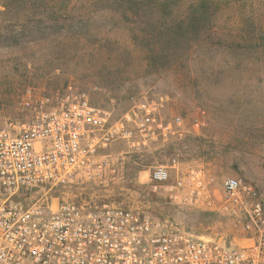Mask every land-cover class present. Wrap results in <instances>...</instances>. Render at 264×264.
Wrapping results in <instances>:
<instances>
[{
  "label": "rangeland",
  "instance_id": "rangeland-1",
  "mask_svg": "<svg viewBox=\"0 0 264 264\" xmlns=\"http://www.w3.org/2000/svg\"><path fill=\"white\" fill-rule=\"evenodd\" d=\"M197 1L177 0L173 19H187ZM106 3L0 0V128L21 132L28 87L52 94L74 84L114 121L134 104L163 100L168 117L184 118V137L141 153L115 142L110 152L123 163L121 173L105 184L52 192L54 201L125 205L188 235L235 243L228 216L154 194L148 178L177 159L180 169H203L217 186L238 177L264 188V0H209L210 13L183 27L169 59L142 41L151 27L127 26ZM200 110L207 126L195 133L190 125Z\"/></svg>",
  "mask_w": 264,
  "mask_h": 264
},
{
  "label": "built area",
  "instance_id": "built-area-1",
  "mask_svg": "<svg viewBox=\"0 0 264 264\" xmlns=\"http://www.w3.org/2000/svg\"><path fill=\"white\" fill-rule=\"evenodd\" d=\"M21 106L29 114L21 132L0 128V264H264V188L242 178L217 186L203 169H180L177 159L148 178L154 194L228 216L235 243L188 235L125 205L54 201L52 192L121 173L110 152L115 142L141 153L184 137V118L168 117L163 100L134 104L114 121L70 83L52 94L28 87ZM206 126L200 110L190 129Z\"/></svg>",
  "mask_w": 264,
  "mask_h": 264
},
{
  "label": "trees",
  "instance_id": "trees-1",
  "mask_svg": "<svg viewBox=\"0 0 264 264\" xmlns=\"http://www.w3.org/2000/svg\"><path fill=\"white\" fill-rule=\"evenodd\" d=\"M97 1V0H96ZM110 10L120 11V20L129 27H151V31L143 30L144 43L152 46L157 55L167 56L177 43L183 39L181 30L185 25L192 26L207 16L212 10L209 0H199L190 6L187 19H173V10L177 0H105ZM180 1V0H179ZM62 19V17H60ZM131 29V28H130ZM160 51V52H159ZM164 53V54H163Z\"/></svg>",
  "mask_w": 264,
  "mask_h": 264
}]
</instances>
